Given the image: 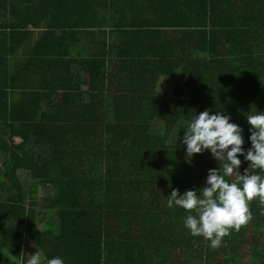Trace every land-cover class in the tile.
<instances>
[{"label":"trees","instance_id":"1","mask_svg":"<svg viewBox=\"0 0 264 264\" xmlns=\"http://www.w3.org/2000/svg\"><path fill=\"white\" fill-rule=\"evenodd\" d=\"M205 110L252 147L264 0H0V264H27L23 241L43 264H264L258 197L217 248L167 206L220 168L186 157Z\"/></svg>","mask_w":264,"mask_h":264},{"label":"clouds","instance_id":"2","mask_svg":"<svg viewBox=\"0 0 264 264\" xmlns=\"http://www.w3.org/2000/svg\"><path fill=\"white\" fill-rule=\"evenodd\" d=\"M230 119L219 111L210 114L208 110L192 116L183 136V144L187 146L186 157L190 159L193 154L210 150L220 162V168L209 170L207 186L200 189L199 195L193 190L180 195L178 189H173L167 200L169 208L179 206L196 213L186 217L185 227L193 236L209 240L212 248L220 246L230 229L239 231L252 219L250 201L258 197L264 204V177L250 172L255 169L264 171V112L246 116L251 126L249 139L252 145L246 153L242 148L243 129L231 123ZM238 155L250 162L244 174L239 171L241 160ZM232 176H235L232 182L225 179ZM27 264H41L40 250L30 256ZM47 264L64 262L56 257L48 260Z\"/></svg>","mask_w":264,"mask_h":264},{"label":"rangeland","instance_id":"3","mask_svg":"<svg viewBox=\"0 0 264 264\" xmlns=\"http://www.w3.org/2000/svg\"><path fill=\"white\" fill-rule=\"evenodd\" d=\"M20 245L23 246V250H24L25 255H27L29 257L32 254H35L37 251H39V249L35 245H33V244L29 245L28 243H25L24 241L21 242ZM40 253H41V264H43L46 261V256L44 255L43 252L40 251Z\"/></svg>","mask_w":264,"mask_h":264}]
</instances>
